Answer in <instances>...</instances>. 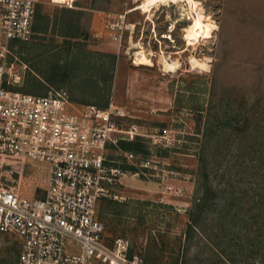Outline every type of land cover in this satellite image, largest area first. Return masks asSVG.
Listing matches in <instances>:
<instances>
[{
    "label": "rangeland",
    "instance_id": "rangeland-1",
    "mask_svg": "<svg viewBox=\"0 0 264 264\" xmlns=\"http://www.w3.org/2000/svg\"><path fill=\"white\" fill-rule=\"evenodd\" d=\"M146 3H40L45 30L9 43L14 84L4 86L64 88L71 113L107 102L127 110L124 128L136 133L122 143L144 148L131 162L122 143L112 151L122 171L98 202L109 243L123 237L131 251H160L157 264H264V0ZM120 15L126 28L116 39L106 22ZM48 175L34 159L0 163V187L15 185L27 200L44 195ZM76 249L69 241L68 252ZM20 250L16 235L0 233V264H17Z\"/></svg>",
    "mask_w": 264,
    "mask_h": 264
},
{
    "label": "built area",
    "instance_id": "built-area-1",
    "mask_svg": "<svg viewBox=\"0 0 264 264\" xmlns=\"http://www.w3.org/2000/svg\"><path fill=\"white\" fill-rule=\"evenodd\" d=\"M0 163L6 157L34 159L49 166L48 186L41 197L27 200L15 185L0 187V233L21 240L17 264H147L132 252L129 240L106 239V223L98 202L112 196L121 168L112 157L122 140L133 138L134 125L124 128L127 110L110 103L88 104L80 114L68 111L64 88L44 95L9 89L8 45L34 34L36 0H0ZM116 39L126 28L125 16L106 22ZM17 82V79L15 80ZM129 162L136 153L125 151ZM69 241L77 249L68 252Z\"/></svg>",
    "mask_w": 264,
    "mask_h": 264
},
{
    "label": "trees",
    "instance_id": "trees-1",
    "mask_svg": "<svg viewBox=\"0 0 264 264\" xmlns=\"http://www.w3.org/2000/svg\"><path fill=\"white\" fill-rule=\"evenodd\" d=\"M69 10V9H68ZM46 18V15L45 14H42V12H41V10H40V8H38L37 10H36V15H35V21H34V34H33V36H35V35H37V34H39V33H42V32H44V30H45V27H44V24H43V22H44V19ZM42 23V24H41ZM70 33V34H69ZM66 35L67 36H72L73 37V34H71V32H66ZM25 43V40H14V41H12V45H11V47L13 48V46L15 45V44H19V45H23ZM7 87V86H6ZM9 89H13V90H18V88L17 87H8ZM25 92H29V93H33V94H38V95H43L44 93H37V92H34V91H32V90H28V89H26V90H24ZM71 97V96H70ZM71 99V98H70ZM96 105H98V106H100V107H106L107 105H108V102L107 103H96ZM122 148H123V150H125V151H132V152H134V153H136V154H139V153H141V152H143V148H144V145L142 144V142L139 140V139H137V140H132V141H129V142H123L122 143V146H121ZM133 169H135L134 167H133ZM198 207H200V209H202V207L203 206H199V204H198ZM101 218V217H100ZM191 224L189 225L190 226V228H192L193 227V221H196V219H195V214L194 213H191ZM132 252H134V251H132ZM135 252H137V251H135ZM160 251H153V250H148V251H146V253L145 254H143V253H140V252H137V253H139L143 258H144V260H145V262L147 263V264H157V263H159L160 261H162V259H163V254L162 255H160V253H159ZM167 264V263H166ZM171 264H178V260L176 261V260H174L173 261V263H171Z\"/></svg>",
    "mask_w": 264,
    "mask_h": 264
},
{
    "label": "bare ground",
    "instance_id": "bare-ground-1",
    "mask_svg": "<svg viewBox=\"0 0 264 264\" xmlns=\"http://www.w3.org/2000/svg\"><path fill=\"white\" fill-rule=\"evenodd\" d=\"M181 1V0H180ZM153 2H156V0H147V3L145 4L146 6V10H149V5L150 3H153ZM198 33H205L206 35L208 34L209 35V32H207L204 28H200L199 32ZM205 36V35H204ZM171 61V60H170ZM179 64V63H178ZM181 64V63H180ZM193 65L194 67H202V68H208L209 64L207 61H203V60H199V59H195L193 61ZM169 70H176L177 68V62H169V60H165V65ZM165 67V68H166ZM166 70V69H165ZM168 70V71H169Z\"/></svg>",
    "mask_w": 264,
    "mask_h": 264
},
{
    "label": "crops",
    "instance_id": "crops-1",
    "mask_svg": "<svg viewBox=\"0 0 264 264\" xmlns=\"http://www.w3.org/2000/svg\"><path fill=\"white\" fill-rule=\"evenodd\" d=\"M36 1H37V9H38V8H40V3H44L46 0H36ZM42 14H43V12H42ZM1 30H2V17H1V9H0V35H1ZM39 34H41V33H39Z\"/></svg>",
    "mask_w": 264,
    "mask_h": 264
}]
</instances>
